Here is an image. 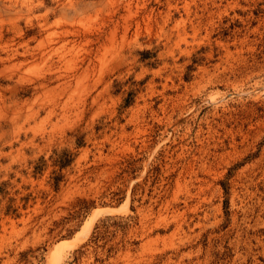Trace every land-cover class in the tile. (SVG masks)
Listing matches in <instances>:
<instances>
[{
    "label": "rangeland",
    "instance_id": "1",
    "mask_svg": "<svg viewBox=\"0 0 264 264\" xmlns=\"http://www.w3.org/2000/svg\"><path fill=\"white\" fill-rule=\"evenodd\" d=\"M3 182L0 264H264V0H0Z\"/></svg>",
    "mask_w": 264,
    "mask_h": 264
},
{
    "label": "trees",
    "instance_id": "2",
    "mask_svg": "<svg viewBox=\"0 0 264 264\" xmlns=\"http://www.w3.org/2000/svg\"><path fill=\"white\" fill-rule=\"evenodd\" d=\"M53 163L58 167V171H54L55 174L53 176V186L58 189L60 186V182L62 181L64 175L61 173V170L68 167L75 158V153L71 152L68 149H62L60 151L54 150L53 155L51 156ZM47 164V160L44 156H42L39 162L34 167V172H41ZM7 182H3L0 184V193L5 195L7 194ZM9 204L6 207V213H18V207L14 206L15 198H10ZM18 215V214H16ZM133 219L131 215L123 216V215H110L107 216L100 224H97L95 229L92 231V236L90 237V242L93 243L95 248L105 247L109 244L110 239L113 234L115 236L119 231H123L130 224V221ZM101 242H103L101 244ZM115 249L114 245H110L108 251H112Z\"/></svg>",
    "mask_w": 264,
    "mask_h": 264
},
{
    "label": "bare ground",
    "instance_id": "3",
    "mask_svg": "<svg viewBox=\"0 0 264 264\" xmlns=\"http://www.w3.org/2000/svg\"><path fill=\"white\" fill-rule=\"evenodd\" d=\"M124 205V204H123ZM122 205V206H123ZM120 208V207H119ZM120 210V209H119ZM117 209H113V208H98L95 209L94 213L92 214V216H90V218L85 222V224L83 225L82 229L76 232V235L74 238L72 239H68V240H63L61 243H59L56 246H74L76 245L78 242L81 241V239L83 238V234H86L88 230H90V227L94 221V219L101 213L103 212H116Z\"/></svg>",
    "mask_w": 264,
    "mask_h": 264
},
{
    "label": "water",
    "instance_id": "4",
    "mask_svg": "<svg viewBox=\"0 0 264 264\" xmlns=\"http://www.w3.org/2000/svg\"><path fill=\"white\" fill-rule=\"evenodd\" d=\"M114 209V208H113Z\"/></svg>",
    "mask_w": 264,
    "mask_h": 264
}]
</instances>
